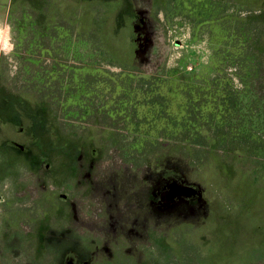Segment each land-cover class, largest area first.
Listing matches in <instances>:
<instances>
[{"label":"rangeland","instance_id":"1","mask_svg":"<svg viewBox=\"0 0 264 264\" xmlns=\"http://www.w3.org/2000/svg\"><path fill=\"white\" fill-rule=\"evenodd\" d=\"M0 90V264H264V0H0Z\"/></svg>","mask_w":264,"mask_h":264},{"label":"crops","instance_id":"2","mask_svg":"<svg viewBox=\"0 0 264 264\" xmlns=\"http://www.w3.org/2000/svg\"><path fill=\"white\" fill-rule=\"evenodd\" d=\"M0 91H3V90H0ZM3 94H7L5 91H3ZM4 95V96H5ZM1 98H3V97H0V99ZM6 98H11V99H14L13 97H6ZM4 99H5V97H4ZM28 99H33V98H28ZM1 115V114H0ZM1 117H2V115H1ZM4 120H5V117L3 116L1 119H0V121H1V123H2V121H3V123H4ZM7 120H8V118H7ZM27 121V120H26ZM9 122H10V120H9ZM28 123V122H27ZM38 123V122H37ZM37 123H36V128H37V131H32V132H29V133H31V135H37V136H39L38 135V131H39V127H38V125H37ZM10 123H6V125H5V127L6 126H8Z\"/></svg>","mask_w":264,"mask_h":264},{"label":"flooded vegetation","instance_id":"3","mask_svg":"<svg viewBox=\"0 0 264 264\" xmlns=\"http://www.w3.org/2000/svg\"><path fill=\"white\" fill-rule=\"evenodd\" d=\"M41 77H42V80L45 79L44 74H42ZM41 83H43V81H41Z\"/></svg>","mask_w":264,"mask_h":264},{"label":"trees","instance_id":"4","mask_svg":"<svg viewBox=\"0 0 264 264\" xmlns=\"http://www.w3.org/2000/svg\"><path fill=\"white\" fill-rule=\"evenodd\" d=\"M206 123H208V122H205L204 124H206ZM204 124H203V125H204ZM205 133H206V132H205ZM204 137H205V134H204ZM205 139L208 140L209 137H205Z\"/></svg>","mask_w":264,"mask_h":264}]
</instances>
